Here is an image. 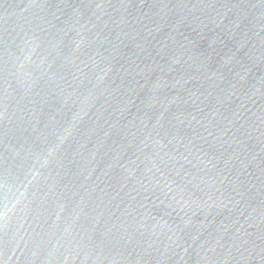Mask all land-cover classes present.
<instances>
[{
    "label": "water",
    "instance_id": "obj_1",
    "mask_svg": "<svg viewBox=\"0 0 264 264\" xmlns=\"http://www.w3.org/2000/svg\"><path fill=\"white\" fill-rule=\"evenodd\" d=\"M0 264H264V0H0Z\"/></svg>",
    "mask_w": 264,
    "mask_h": 264
}]
</instances>
